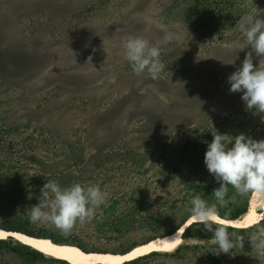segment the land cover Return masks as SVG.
<instances>
[{
    "label": "rangeland",
    "instance_id": "1",
    "mask_svg": "<svg viewBox=\"0 0 264 264\" xmlns=\"http://www.w3.org/2000/svg\"><path fill=\"white\" fill-rule=\"evenodd\" d=\"M249 14L264 18V0H0V45L18 47L19 56L0 67V160L7 167L21 155L39 159L17 160L25 175L1 186L12 194L0 193V225L11 218L12 205L39 200L45 174L60 171L66 180L98 183L107 193L98 217L114 202L112 215H126L131 194L144 188L153 212L169 210L177 220L189 197L183 200L186 190L179 192L180 176L154 164L160 154L178 159L186 142L199 143L198 154L206 153L214 129L264 139V114L246 110L242 93H231L227 83L250 51L239 50L243 33L237 26ZM166 32L174 34L169 42ZM130 36L160 48L165 68L158 79L133 71L123 49ZM113 76L115 84L109 83ZM6 123L12 129L3 136ZM259 207L257 222L264 216ZM37 225L67 236L50 224ZM194 229L180 254L141 264H264L247 239L256 229L236 231L245 237L244 247L216 260L205 254L213 233L201 224ZM159 231L132 228L119 236L77 224L70 235L89 248L119 250ZM18 254L4 249L0 264H23Z\"/></svg>",
    "mask_w": 264,
    "mask_h": 264
},
{
    "label": "clouds",
    "instance_id": "2",
    "mask_svg": "<svg viewBox=\"0 0 264 264\" xmlns=\"http://www.w3.org/2000/svg\"><path fill=\"white\" fill-rule=\"evenodd\" d=\"M237 26L243 33L239 50L249 48L242 66L230 74L227 83L231 93H242L241 99L246 110L264 114V18L242 16ZM174 38L166 32L165 42ZM124 55L133 71L139 75L145 71L152 79H158L165 65L161 60V50L142 36H130L123 44ZM253 53L260 58L259 66L254 64ZM109 83L115 84L116 77ZM213 140L208 144L204 163L220 187L214 189V202L196 195L190 200V219L212 232L207 240L212 253L219 256L232 254L237 247H244L245 237L236 231L229 232L230 223L220 215V209L227 207L228 190L231 186L237 195L264 194V139L256 140L244 133L237 136L221 134L212 130ZM231 145V147H229ZM39 203L25 211L32 223L43 222L69 235L79 225L98 218V209L106 201L107 193L97 184L74 182L61 186L56 180H47L40 189ZM102 220V216L99 217ZM253 251L264 256V225H256V230L247 237Z\"/></svg>",
    "mask_w": 264,
    "mask_h": 264
},
{
    "label": "trees",
    "instance_id": "3",
    "mask_svg": "<svg viewBox=\"0 0 264 264\" xmlns=\"http://www.w3.org/2000/svg\"><path fill=\"white\" fill-rule=\"evenodd\" d=\"M207 12L199 13V15H205ZM200 17V16H198ZM213 19V18H212ZM0 40H3V38H0ZM1 44V42H0ZM18 49V47H17ZM15 47H12L10 45L7 46H1L0 45V67H7L11 64L12 60H15L19 58L17 55V50ZM2 127V135L5 133H8L11 131L12 126L10 124L6 123ZM4 134V135H5ZM3 135V136H4ZM200 146L199 143H191L186 142L184 144L183 149L184 152L181 153V156L177 159L175 157L171 158L168 156V151L164 154H160L156 159L154 164H159L161 172H167L166 169H168L171 172H175V176H180V181L183 183L181 186L179 192L185 191L186 194L183 195V200L186 197H189L188 201H185L183 203V206L180 205L176 213L179 216L182 214L184 210V205H186V213L184 212L182 215L177 217L176 219H173V217L170 215V211L168 212H153V209L155 207L154 203L149 201V193H146L145 189L139 190V193H135L134 195L131 194L130 200L131 205L128 207L127 210H124L123 212L126 213V215H122L121 217H117L112 215L114 213L116 202H114L111 205H108L107 207H104L102 209L103 213L105 214L102 216V220L94 219L93 221L86 223V225L93 224L96 231L104 232V231H112L116 230L117 233H119V236H124L125 233L128 231H131L132 228L137 229L141 227H147L151 231L153 229L159 230L163 229V231H159L158 235H149L147 238H143L139 240V242L134 241L129 246H124L120 248L119 250H111V249H102V248H89L86 247L82 242H80L79 238L74 235H67L66 237H61L62 235H59L58 233L54 232L55 229H47L44 225L41 227H38L37 223L30 222L27 214L26 209L30 206L36 205L39 203V200H33L32 202H26L23 201L21 203H16L12 205L10 209L11 218L6 223H3L0 225V228H3L5 230L9 231H18L22 232L31 236H37V237H45L50 238L54 242L57 243H74L81 248H83L86 251H98V252H121V253H127L132 248L137 246L138 244L150 241L152 238L157 236H165L166 233H172L177 231L190 217V212L188 209L191 207L190 200L194 198L196 195H200L202 198L209 201V203L214 202L213 191L216 188L220 187V184H214L210 183V179H208V175H212L207 170V167L204 163L205 153H200L196 151L197 147ZM162 151L165 149L160 148L159 150ZM166 150V149H165ZM161 151V152H162ZM148 152H144L141 155L143 157ZM160 153V152H159ZM23 157L29 159L31 162H38L39 159L36 155H26V156H19L17 160H22ZM16 159L13 160L12 163L8 164L7 167L4 165V161L0 160V193L2 196H6L7 189L1 188V186H5L11 183H15L20 181L21 177L25 175V172L21 170L20 167H15ZM143 160V158H142ZM145 160V159H144ZM143 160V162H144ZM203 168V171L202 169ZM204 172V173H203ZM172 173H170L171 175ZM54 179L52 177H49L47 174H45L44 180H56V177H59L60 180H56L60 183L61 186H70L74 182H79L84 184L85 182L83 179H73L70 177L66 180L67 177L63 175V173L60 171L58 173L53 174ZM213 182H217L216 179ZM13 192L12 190H10ZM189 194V195H188ZM252 194H249L247 196L241 197L236 194L235 190L229 186L228 190V196L226 199H228L227 207L220 209V215L227 219H239L241 218L249 209V201ZM167 202H170V199H166ZM112 206V207H111ZM171 208V207H169ZM262 210H259L258 214H261ZM100 212V211H99ZM176 220V221H175ZM264 225V216L259 222H255L252 225L245 226V227H236V226H230L228 230L230 231H238L239 233H246L252 230L256 229V225ZM199 225L197 222H193L187 229L183 232V238H189L194 236L195 229L194 227ZM51 230V232H49ZM192 247L198 248V245H193ZM10 248L15 252H18L20 257L23 259V264H34L38 261H47L49 264H59V263H69L67 260H63L61 258L49 256L43 251L34 248L28 244L22 243L21 241L15 239L13 236H9L8 238H0V253L4 250ZM184 246L180 245L175 251V254H180L183 250ZM167 255L171 253H162L160 251H153L151 253L142 255L140 257H137L132 260L125 261L121 264H141L144 261L150 260L152 257L157 255ZM205 254L208 255L212 260H216V255L212 253L211 247H206ZM71 264V263H69Z\"/></svg>",
    "mask_w": 264,
    "mask_h": 264
},
{
    "label": "bare ground",
    "instance_id": "4",
    "mask_svg": "<svg viewBox=\"0 0 264 264\" xmlns=\"http://www.w3.org/2000/svg\"><path fill=\"white\" fill-rule=\"evenodd\" d=\"M258 206H264V194H252L249 201L248 211L239 219H227L230 226L245 227L254 224L259 217ZM259 207V208H260ZM222 217V216H221ZM224 218V217H222ZM193 222L188 220L175 232L166 233L165 236H157L150 241L138 244L127 253L121 252H98L86 251L80 246L72 243H57L50 238L35 237L18 231H9L0 228V238L13 236L22 243L37 248L49 256L67 260L71 264H121L125 261L135 259L153 251L173 252L183 244V232Z\"/></svg>",
    "mask_w": 264,
    "mask_h": 264
},
{
    "label": "water",
    "instance_id": "5",
    "mask_svg": "<svg viewBox=\"0 0 264 264\" xmlns=\"http://www.w3.org/2000/svg\"><path fill=\"white\" fill-rule=\"evenodd\" d=\"M131 251V250H130ZM124 253V252H123Z\"/></svg>",
    "mask_w": 264,
    "mask_h": 264
}]
</instances>
